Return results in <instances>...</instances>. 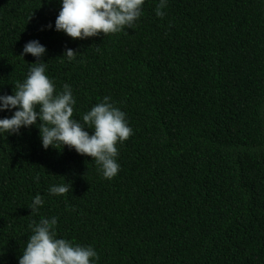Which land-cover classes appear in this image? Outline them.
Instances as JSON below:
<instances>
[{"label": "trees", "instance_id": "16d2710c", "mask_svg": "<svg viewBox=\"0 0 264 264\" xmlns=\"http://www.w3.org/2000/svg\"><path fill=\"white\" fill-rule=\"evenodd\" d=\"M159 3L144 0L131 28L73 40L55 30L61 0H0V96L24 82L37 58L21 53L38 41L73 119L109 97L132 129L110 180L74 149H44L39 119L0 133V264H18L29 225L52 217L91 264H264V0H167L162 18Z\"/></svg>", "mask_w": 264, "mask_h": 264}, {"label": "clouds", "instance_id": "9594fccd", "mask_svg": "<svg viewBox=\"0 0 264 264\" xmlns=\"http://www.w3.org/2000/svg\"><path fill=\"white\" fill-rule=\"evenodd\" d=\"M166 2L160 0L157 5L158 17L164 16L161 9L166 7ZM143 4L144 0H61L55 30L73 40L115 34L132 27L141 15ZM45 52L38 41L25 44L20 57L32 55L37 61L31 64L24 82L15 85L13 95L0 96V111L18 109L11 118L0 119V133H17L21 127L36 125L39 119L44 149L60 145L74 149L77 154L95 160L104 179H112L120 168L116 162V145L132 135L125 114L109 103V97H104L103 102L82 116V123L73 119L72 90L65 84L61 92H56L53 82L45 75V63L40 59ZM76 55L72 49H67L63 58L71 62ZM85 129H92L93 134L89 135ZM35 179L38 181L39 175ZM70 188V183H64L53 185L48 191L49 195L63 196ZM43 203L40 195L35 196L30 206L31 214H37ZM56 223L57 218L52 217L29 225L32 235L27 239L18 264H91L92 258H98L91 247L56 238Z\"/></svg>", "mask_w": 264, "mask_h": 264}]
</instances>
